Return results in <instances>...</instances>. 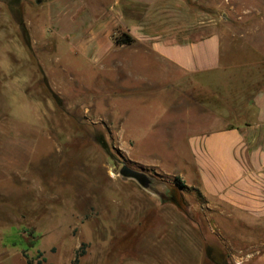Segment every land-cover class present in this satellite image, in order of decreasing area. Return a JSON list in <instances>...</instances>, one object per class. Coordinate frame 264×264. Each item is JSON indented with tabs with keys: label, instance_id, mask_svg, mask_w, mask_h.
Listing matches in <instances>:
<instances>
[{
	"label": "rangeland",
	"instance_id": "1",
	"mask_svg": "<svg viewBox=\"0 0 264 264\" xmlns=\"http://www.w3.org/2000/svg\"><path fill=\"white\" fill-rule=\"evenodd\" d=\"M114 2L0 0V131L36 145L0 195V259L73 264L85 244L79 264H264V219L204 198L188 150L198 129L237 125L264 89V0H188L190 36H219L229 59L215 93L189 91L146 45H117L129 34L107 25ZM201 105L222 120L200 122Z\"/></svg>",
	"mask_w": 264,
	"mask_h": 264
},
{
	"label": "crops",
	"instance_id": "2",
	"mask_svg": "<svg viewBox=\"0 0 264 264\" xmlns=\"http://www.w3.org/2000/svg\"><path fill=\"white\" fill-rule=\"evenodd\" d=\"M196 10L188 0H115L107 11L113 22L107 21V25L122 27L137 44L148 46V55L161 61L165 70L189 78V91L215 93L219 86L211 82L231 69L229 59L222 52L219 36L198 40L190 36L198 28L197 19L190 16ZM167 89L173 93L188 91L176 84ZM200 107L202 112L194 114L200 122L222 120L212 111L205 120L208 107ZM236 118L237 125L217 130L200 128L190 135L189 165L194 176L190 179L207 200L264 219V89L254 94L250 112ZM35 146L25 136L0 131V195L11 185L13 174L28 172ZM0 264H28V260L15 253L1 258Z\"/></svg>",
	"mask_w": 264,
	"mask_h": 264
},
{
	"label": "trees",
	"instance_id": "3",
	"mask_svg": "<svg viewBox=\"0 0 264 264\" xmlns=\"http://www.w3.org/2000/svg\"><path fill=\"white\" fill-rule=\"evenodd\" d=\"M135 41H134V39L131 37V36H129V35H125V34H123L122 36H121V38H119L117 41H116V44L117 45H132L133 43H134ZM102 146L105 148V149H107L108 147H107V144H106V142H104V141H102ZM181 187H183L182 185H181ZM146 225H147V223L145 222L141 227H139L138 229H136V231H134V233L132 232L131 234H130V239H131V241L129 240V238H128V242H130V243H133L134 241H135V239L141 234V233H143L144 232V230L146 229ZM133 234L135 235V236H133ZM135 238V239H134ZM84 247H85V244H83L82 245V247H81V249L79 250V252H78V255H77V258H76V260L74 261V263L73 264H79L80 263V258L81 257H83L84 255H85V250H84ZM41 255V254H40ZM26 257V256H25ZM43 263V261H39L37 264H42ZM28 264H33L30 260H28Z\"/></svg>",
	"mask_w": 264,
	"mask_h": 264
},
{
	"label": "water",
	"instance_id": "4",
	"mask_svg": "<svg viewBox=\"0 0 264 264\" xmlns=\"http://www.w3.org/2000/svg\"><path fill=\"white\" fill-rule=\"evenodd\" d=\"M120 175L125 178L135 180L144 189L150 190L158 194L161 198L166 199V197L154 187V183L148 178L146 174L133 170L128 166L124 165L120 171Z\"/></svg>",
	"mask_w": 264,
	"mask_h": 264
}]
</instances>
